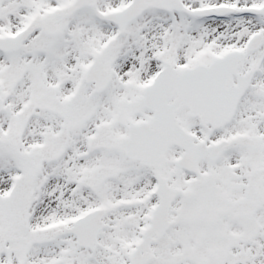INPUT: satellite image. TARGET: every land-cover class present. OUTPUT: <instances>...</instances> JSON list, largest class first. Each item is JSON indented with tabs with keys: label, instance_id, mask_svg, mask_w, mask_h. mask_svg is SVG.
Masks as SVG:
<instances>
[{
	"label": "snow or ice",
	"instance_id": "obj_1",
	"mask_svg": "<svg viewBox=\"0 0 264 264\" xmlns=\"http://www.w3.org/2000/svg\"><path fill=\"white\" fill-rule=\"evenodd\" d=\"M0 264H264V0H0Z\"/></svg>",
	"mask_w": 264,
	"mask_h": 264
}]
</instances>
